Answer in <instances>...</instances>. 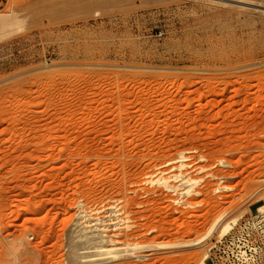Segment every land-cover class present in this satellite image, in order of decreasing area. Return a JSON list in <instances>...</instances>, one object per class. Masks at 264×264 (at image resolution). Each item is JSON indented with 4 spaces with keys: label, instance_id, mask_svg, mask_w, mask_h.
Returning <instances> with one entry per match:
<instances>
[{
    "label": "rangeland",
    "instance_id": "374dc122",
    "mask_svg": "<svg viewBox=\"0 0 264 264\" xmlns=\"http://www.w3.org/2000/svg\"><path fill=\"white\" fill-rule=\"evenodd\" d=\"M4 13L0 264H198L264 202V0Z\"/></svg>",
    "mask_w": 264,
    "mask_h": 264
},
{
    "label": "built area",
    "instance_id": "2783aa9c",
    "mask_svg": "<svg viewBox=\"0 0 264 264\" xmlns=\"http://www.w3.org/2000/svg\"><path fill=\"white\" fill-rule=\"evenodd\" d=\"M208 260L210 264H264V208H249L231 222L207 247L205 263Z\"/></svg>",
    "mask_w": 264,
    "mask_h": 264
},
{
    "label": "bare ground",
    "instance_id": "6f19581e",
    "mask_svg": "<svg viewBox=\"0 0 264 264\" xmlns=\"http://www.w3.org/2000/svg\"><path fill=\"white\" fill-rule=\"evenodd\" d=\"M8 5H9V4H8ZM10 5H11V4H10ZM7 7H8V6H7ZM5 8H6V7H5ZM2 10H3V9H2ZM9 11H10V10H9ZM9 11H8V12H9ZM17 14H18V13H17ZM17 14H16V15H17ZM15 17H16V16H15ZM0 20H1L0 24L2 23V26H5L6 23H7L8 21H10V20H13V18H12L9 14H5V13H4V14H1V15H0ZM13 21H14V20H13ZM8 23H9V22H8ZM10 23H11V22H10ZM260 196H261V197H260L259 199L264 201V194H263V195H260ZM257 198H258V197H257ZM257 198H256V199H257ZM259 199H257V200H259ZM258 206H259L260 208H264V202L261 203V204H259ZM246 209H247V208H246ZM232 217H233V216H232ZM27 218H28V217H27ZM227 219H229V218H227ZM227 219H226V220H227ZM224 220H225V219H224ZM226 220L224 221V223L226 222ZM231 221H232V220H231ZM231 221H230V222H231ZM233 221H234V220H233ZM233 221H232V222H233ZM224 223L221 224V227L219 226V228L222 229V230L220 231V233H222V234H223L224 232H226V231L229 229V227H230V224H227V223H229V222H227L226 225H225ZM222 225H223V228H222ZM228 226H229V227H228ZM220 229H218V233H219V230H220ZM204 257H205V256H204ZM204 257L202 256V257H200L201 259L199 258L200 260H199V263H198V264H206L205 261H204V259H205Z\"/></svg>",
    "mask_w": 264,
    "mask_h": 264
}]
</instances>
